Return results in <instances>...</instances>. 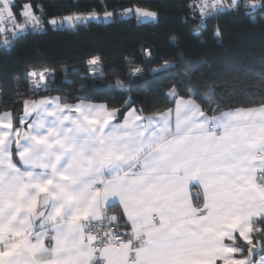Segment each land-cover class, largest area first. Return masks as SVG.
Instances as JSON below:
<instances>
[{
	"label": "snow or ice",
	"instance_id": "1",
	"mask_svg": "<svg viewBox=\"0 0 264 264\" xmlns=\"http://www.w3.org/2000/svg\"><path fill=\"white\" fill-rule=\"evenodd\" d=\"M189 7L201 20L234 12L255 22L264 0ZM16 8L0 0V45L43 28L36 6ZM133 12L158 16L122 10ZM114 15L105 7V18ZM98 63L91 59L90 71L103 78ZM171 67L165 60L152 72ZM51 74L28 73L30 96L49 91ZM142 75L136 68L109 87L122 94ZM177 88L167 93L175 108L151 115L131 98L119 108L49 96L22 99L20 115L0 114V264H264V100L224 111Z\"/></svg>",
	"mask_w": 264,
	"mask_h": 264
},
{
	"label": "trees",
	"instance_id": "2",
	"mask_svg": "<svg viewBox=\"0 0 264 264\" xmlns=\"http://www.w3.org/2000/svg\"><path fill=\"white\" fill-rule=\"evenodd\" d=\"M190 1L15 0L17 13L23 2L39 5L44 24L41 31H26L0 46V112L19 113L17 88L27 82L21 83L20 76L43 68L52 70L49 91L40 89L36 96L57 95L69 103L83 99L122 108L131 98L134 107L151 114L172 106L167 93L179 84L177 91L194 90L198 97L211 99L213 108L257 106L264 100V12L252 14L255 22L234 12L201 20L190 16ZM134 5L158 16L150 20L135 12L122 14ZM105 7L115 10L109 20L92 17L74 27L60 21L73 13H101ZM53 18L58 21L55 29L48 23ZM145 49L151 51L150 58ZM93 58H99L103 78L90 71ZM165 60L173 67L153 73ZM136 68L143 75L134 77L128 90L121 94L109 87L117 76L126 79Z\"/></svg>",
	"mask_w": 264,
	"mask_h": 264
},
{
	"label": "crops",
	"instance_id": "3",
	"mask_svg": "<svg viewBox=\"0 0 264 264\" xmlns=\"http://www.w3.org/2000/svg\"><path fill=\"white\" fill-rule=\"evenodd\" d=\"M150 11V10H148ZM63 18V17H62ZM62 18H60V21L61 22H67V21H63ZM142 19H150V20H154L155 18H142ZM26 74V73H25ZM25 74H22V75H25ZM31 89H32V86H30V84H23V85H18V88H17V96L19 98L24 99V98H29V99H40L41 96H30V92H31ZM180 95H184L183 92H180V91H177ZM49 97H58L57 95H48ZM79 101H76V102H73L72 104H75V103H78ZM85 103H91V104H106L105 102H100V101H89V100H84ZM171 108H175V100L173 101V104L172 106H170ZM254 107V106H252ZM169 108V107H168ZM236 108H241V107H234V108H228V109H224V111H229V110H234ZM167 109V108H166ZM165 110V109H164ZM5 111H9V110H4V111H1L0 114H3ZM163 111V110H162ZM23 113V104L21 106V109L19 111V113L17 115H20ZM153 114V113H151ZM151 114H145V115H151ZM175 119V114L173 113V120ZM122 120V118H121ZM18 159V157H17ZM195 190V188L192 189V191Z\"/></svg>",
	"mask_w": 264,
	"mask_h": 264
},
{
	"label": "built area",
	"instance_id": "4",
	"mask_svg": "<svg viewBox=\"0 0 264 264\" xmlns=\"http://www.w3.org/2000/svg\"><path fill=\"white\" fill-rule=\"evenodd\" d=\"M14 2H15V0H14ZM197 2V0H191L189 3H188V6L189 5H191V4H194V3H196ZM25 3H29V2H23L22 3V6H21V9L19 10V12L22 10V8H23V5L25 4ZM40 10H41V7L39 6V5H37L36 6V9H35V14L38 16V17H40V19L43 21V18H42V16H41V14H40ZM105 11V10H104ZM104 11L103 12H101V13H98V12H95V11H90V12H87V13H79V14H83L85 17H88L89 16V14L90 13H93V12H95L96 13V15L94 16V17H97V18H99V19H105V20H109V19H111V17L110 18H105V16H104ZM193 14V11L191 10V12H190V16ZM195 14L200 18V13H199V10H196V12H195ZM18 19H19V16H18ZM201 19V18H200ZM87 20L88 19H83V20H80V21H76V22H67L66 24L67 25H69V26H72V27H74V25H76V24H84V23H86L87 22ZM43 28H41V29H33L31 26H29L28 27V29H27V31H41ZM0 46H3V45H0ZM31 71H34L33 69H30L29 71H27V73L26 74H28L29 72H31ZM28 79H30L29 78V76H28ZM31 80V79H30ZM195 191H196V189L195 190H193V193H195ZM121 231H123V229H121Z\"/></svg>",
	"mask_w": 264,
	"mask_h": 264
},
{
	"label": "rangeland",
	"instance_id": "5",
	"mask_svg": "<svg viewBox=\"0 0 264 264\" xmlns=\"http://www.w3.org/2000/svg\"><path fill=\"white\" fill-rule=\"evenodd\" d=\"M67 23V22H66ZM20 79L22 80V82L21 83H23V80L25 81H27L26 82V84H30V86H32V84H31V80L30 79H28V74H25V75H22V76H20ZM25 84V83H24Z\"/></svg>",
	"mask_w": 264,
	"mask_h": 264
}]
</instances>
